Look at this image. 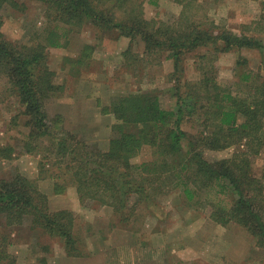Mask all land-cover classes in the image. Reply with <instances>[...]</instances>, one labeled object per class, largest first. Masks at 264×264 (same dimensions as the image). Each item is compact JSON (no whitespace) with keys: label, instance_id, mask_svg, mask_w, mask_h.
Listing matches in <instances>:
<instances>
[{"label":"trees","instance_id":"obj_1","mask_svg":"<svg viewBox=\"0 0 264 264\" xmlns=\"http://www.w3.org/2000/svg\"><path fill=\"white\" fill-rule=\"evenodd\" d=\"M39 1L50 25L45 26L42 39L32 38L28 43L8 38L3 30V9L9 5L25 11L26 4L0 0V71L9 77L27 116L29 129L21 139L23 149L42 153L41 169H59L50 175L55 178L54 192L65 193L74 186L82 203L90 200L111 206L120 221L127 222L141 199L149 201L166 192L169 183L170 188L183 186L189 199L198 190L217 186L220 195L225 193L229 200L214 203L211 217L223 226L231 222L242 225L264 248V168L261 175L254 169L255 158L264 156V75L247 68L248 59L240 55L236 70L240 85L247 89L235 92L232 86L219 83L214 62H205L210 51H264V37L214 25L199 11L198 0H175L182 3L183 10L174 23L146 17L142 0ZM84 25L99 33L117 30L129 38L130 44L122 52V64L129 70L143 66V53L135 55L132 50L137 38L144 41L145 54L161 53L174 62L170 89L178 95L177 107H165L161 90L156 88L118 92L110 104L103 106L106 114L115 117L108 148L89 144L85 134L63 131L57 126L61 114L50 118L45 106L47 98L63 86L57 83V73L49 64L50 49L67 47L70 32ZM94 47L86 43L77 57L67 58L74 59L79 76L90 74L87 70ZM202 49L205 51L198 53L202 59L200 77L185 79L186 55ZM80 65L86 67L81 69ZM197 113L201 128L194 134L183 127V122L188 114ZM147 145L155 148L157 157L134 162L132 158ZM230 147L235 149L231 156L213 161L204 156L207 149ZM15 151L11 142L0 144L2 159H12ZM134 194L141 199L131 210ZM0 217L7 226L31 221V228L40 227L59 237L69 256L85 254L76 231L77 213L69 208L52 209L39 178L20 171L1 177ZM7 240V235L0 237V264H17L8 251Z\"/></svg>","mask_w":264,"mask_h":264},{"label":"rangeland","instance_id":"obj_2","mask_svg":"<svg viewBox=\"0 0 264 264\" xmlns=\"http://www.w3.org/2000/svg\"><path fill=\"white\" fill-rule=\"evenodd\" d=\"M19 1L26 4L25 11L9 5L3 9L6 36L28 43L32 38L42 39L41 33L50 25L44 16L42 2ZM198 1L199 11L214 25L239 34L264 37V0ZM142 2L146 17L166 23H174L183 10L182 3L175 0ZM96 31L98 29L92 30L84 25L79 31L70 32L67 47L50 49L49 64L57 73V83L63 86L47 98L45 106L50 118L61 114V124L58 122L57 126L63 131L85 134L83 138L89 144L108 148L115 117L106 114L103 106L110 104L118 92L156 88L161 90L162 103L167 108L177 107L178 95L170 89L174 83L170 75L174 70L172 59H165L161 53L145 54V43L137 38L132 43V50L135 55L143 53V66L136 71L129 70L122 64V52L129 46L130 39L117 30ZM86 43L95 46L90 56L91 67L87 70L90 74L79 76L73 67L74 59L67 58L77 57ZM204 51L186 55L185 79L200 77L202 59L198 58V53ZM208 55L205 62H214L217 66L219 83L232 86L235 92L247 89V86L240 85L236 70L240 55L248 59L247 68L264 75V51L259 49L210 51ZM79 67L84 69L86 66ZM23 109L9 77L0 71V144L11 142L16 148L12 159L0 157V178L17 171L39 178V186L48 193L52 209L69 208L77 213L76 231L82 239L85 254L69 256L59 237L45 233L40 227L31 228V221L7 226L0 217V237L7 235L8 251L16 258L17 264H264V248L257 245L246 228L236 222L223 226L211 217L214 203L229 200L225 193L220 195L217 186L198 190L192 199L185 195L183 186L170 188L171 183L166 192L149 201L134 194L130 198L131 210L136 201H141L127 222L120 221L111 206H101L90 200L82 203L74 186L70 185L65 193L56 194L55 178L50 175L59 169H41L42 153H27L23 149L21 139L29 129ZM199 116V113L195 116L188 114L183 127L191 133H198L201 128ZM154 150L147 145L132 160L137 163L152 160L157 157ZM234 151L233 147L207 149L204 156L213 161L231 156ZM51 158L56 160L55 156ZM263 168L264 156L259 155L255 158V172L261 175ZM42 257H46L45 260Z\"/></svg>","mask_w":264,"mask_h":264}]
</instances>
